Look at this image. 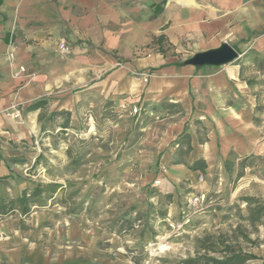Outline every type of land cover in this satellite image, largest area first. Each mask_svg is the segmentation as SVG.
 Listing matches in <instances>:
<instances>
[{
	"label": "rangeland",
	"instance_id": "374dc122",
	"mask_svg": "<svg viewBox=\"0 0 264 264\" xmlns=\"http://www.w3.org/2000/svg\"><path fill=\"white\" fill-rule=\"evenodd\" d=\"M62 89L3 112L18 130L0 135V264H207L227 250L264 263V219L245 203H264V153L192 171L170 131L180 109Z\"/></svg>",
	"mask_w": 264,
	"mask_h": 264
},
{
	"label": "crops",
	"instance_id": "0c3cea01",
	"mask_svg": "<svg viewBox=\"0 0 264 264\" xmlns=\"http://www.w3.org/2000/svg\"><path fill=\"white\" fill-rule=\"evenodd\" d=\"M61 39L70 48L63 58ZM222 44L234 61L187 62ZM263 61L264 0H0V135L18 130L3 112L73 84L128 103L175 106L183 116L170 131L186 130L189 165L224 167L230 154L264 153V102L249 76L264 79ZM69 100L70 111L79 98ZM37 116L28 117L33 126Z\"/></svg>",
	"mask_w": 264,
	"mask_h": 264
},
{
	"label": "trees",
	"instance_id": "16d2710c",
	"mask_svg": "<svg viewBox=\"0 0 264 264\" xmlns=\"http://www.w3.org/2000/svg\"><path fill=\"white\" fill-rule=\"evenodd\" d=\"M156 45L158 46V49L161 53H164V49H163V38L162 37H158L155 40ZM44 104L43 100L34 102L32 104L29 105L28 110L29 111H36L38 109L41 108V106ZM39 123H41V117H39ZM186 130H183V132L180 135V139L181 138H187L188 139V135L185 133ZM190 150V147L188 146L187 151ZM233 155L230 154L229 157L224 161V169L226 170L227 173L230 174L232 168H231V162H230V157H232ZM190 170L192 171H196L199 170L198 167H196V164L190 168ZM21 202H26V193L23 194V196L20 199ZM246 203V207H247V213H248V217L247 220L251 223V224H257L260 223L261 220L264 219V203L255 199H247L245 201ZM34 206V204L32 205ZM4 208L1 207L0 208V212H3L5 210H3ZM26 210H24L25 212ZM227 254H225V256L221 259V260H215L213 258H211L209 260V263L207 264H246L252 260L257 259L256 256H254L253 254H246V253H236L234 251H230L227 250L226 252ZM186 264H197V262L195 261H191V262H187ZM264 264V263H263Z\"/></svg>",
	"mask_w": 264,
	"mask_h": 264
},
{
	"label": "water",
	"instance_id": "95a60500",
	"mask_svg": "<svg viewBox=\"0 0 264 264\" xmlns=\"http://www.w3.org/2000/svg\"><path fill=\"white\" fill-rule=\"evenodd\" d=\"M236 58V52L229 45L222 44L218 49L195 54L187 62L195 65H223L234 61Z\"/></svg>",
	"mask_w": 264,
	"mask_h": 264
},
{
	"label": "built area",
	"instance_id": "2783aa9c",
	"mask_svg": "<svg viewBox=\"0 0 264 264\" xmlns=\"http://www.w3.org/2000/svg\"><path fill=\"white\" fill-rule=\"evenodd\" d=\"M56 52L59 54L60 57H66L70 54V48L67 45L65 40L63 39L59 40L57 44ZM12 60H13V55L10 54L9 61H12ZM19 72L20 73L24 72V69L19 68ZM141 77L143 78L144 81H147V79L149 78V74H141Z\"/></svg>",
	"mask_w": 264,
	"mask_h": 264
},
{
	"label": "bare ground",
	"instance_id": "6f19581e",
	"mask_svg": "<svg viewBox=\"0 0 264 264\" xmlns=\"http://www.w3.org/2000/svg\"><path fill=\"white\" fill-rule=\"evenodd\" d=\"M92 127V126H91Z\"/></svg>",
	"mask_w": 264,
	"mask_h": 264
}]
</instances>
